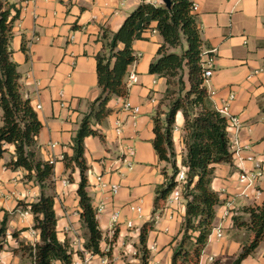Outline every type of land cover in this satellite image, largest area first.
<instances>
[{"label": "crops", "instance_id": "crops-1", "mask_svg": "<svg viewBox=\"0 0 264 264\" xmlns=\"http://www.w3.org/2000/svg\"><path fill=\"white\" fill-rule=\"evenodd\" d=\"M12 5L14 22L11 43L12 58L18 64L21 94L30 99L43 128L38 136L36 155L43 161H54L53 187H42L26 178L24 168H12L16 146L6 144L0 160V228L6 222V238L0 250V264H34L22 249L41 242L40 231L34 228L35 217L31 204L44 193L55 197L58 218V238L73 251L74 262L81 255L89 257L84 264H142L141 230L150 224L146 243L148 264H171L181 238L187 200L170 204L167 197L155 208L157 189L173 175L171 163L162 161L154 148V117L168 89L167 79L150 73V65L158 58L163 37L152 29L146 38L133 44L136 61L130 65L125 78L135 72L138 81L129 87L128 102L139 107V113L124 108V97L114 96L108 106L109 117L96 124L103 139L90 136L85 140L88 165V193L97 212L103 233L102 254H92L85 248L87 229L82 219L78 187L80 171L67 169L64 156H72L73 139L91 103L101 89L98 84L97 55L104 50L102 35L105 29L116 32L125 19L143 2L172 5L171 0H6ZM198 5V24L203 51L214 57V75L204 83L215 91L212 101L221 105L231 93L235 99L230 112L240 118V129L230 127L228 136L233 144L249 146V150L233 155L231 163L215 166L213 189L220 195L214 228L221 226L223 237L208 239L199 264H236L243 245L253 233L234 225V216L249 217L247 206L264 202V180L258 183L263 191L256 198L254 190L241 195L243 171L254 170L249 155L264 160V0H192ZM176 52L177 50H172ZM187 79V77H186ZM1 99V94H0ZM41 105V109L37 105ZM0 106V127L3 125ZM164 117V116H163ZM173 132L176 161L182 165L186 148L183 142L185 119L179 112ZM122 132L118 134V122ZM129 148L134 155L126 158ZM132 163V168L129 163ZM117 184L116 195L98 186L97 177ZM232 210L225 215L227 202ZM141 208V212L131 206ZM104 206L103 211L98 207ZM120 212V223L114 230L111 215ZM133 221V226L128 222ZM213 257V261L210 258ZM56 264H61L56 262ZM241 264H264V241Z\"/></svg>", "mask_w": 264, "mask_h": 264}, {"label": "trees", "instance_id": "trees-1", "mask_svg": "<svg viewBox=\"0 0 264 264\" xmlns=\"http://www.w3.org/2000/svg\"><path fill=\"white\" fill-rule=\"evenodd\" d=\"M171 3L167 7L143 1L125 19L118 31L105 29L102 35L104 50L96 57L101 93L91 103L73 139V155L64 156L67 169L80 171L78 196L82 208L81 219L87 229L85 248L92 254H102L100 244L103 233L88 193L85 140L90 136L103 139L94 126L102 124L110 116L112 110L108 104L114 96L129 95L125 78L130 65L137 59L133 44L136 40L145 39V33L152 29L161 34L163 43L158 49V58L151 63L149 70L151 74L166 78L168 85L154 117L153 145L159 158L171 163L174 170L173 175L157 189L155 208L176 187L180 170L184 168L187 174L184 188L186 215L171 264H199L215 224L221 198L212 183L215 166L233 161L228 136L230 126L227 118L212 108L204 85L203 40L197 15L192 11L193 2L171 0ZM12 8L6 0H0V106L3 111L0 160L7 151L5 145H15L16 159L9 166L24 168L28 172L26 178L35 180L42 187L47 184L53 187L54 164L39 159L35 150L43 124L30 99L21 94V75L18 64L12 58L14 22L19 16L18 11L12 14ZM179 112L183 113L185 119L183 142L186 152L181 166L176 161L173 139ZM31 212L35 217L34 228L40 231L41 242L34 247L25 245L22 249L32 257L34 264H74L73 251L58 238L55 197L43 193L38 202L31 204ZM243 212L248 215V221L241 215L234 216V225L252 232L253 238L243 245L236 264H241L251 256L264 241V202L244 207ZM150 228V224H146L141 230L142 264H148L146 243ZM5 238L4 221L0 228V250Z\"/></svg>", "mask_w": 264, "mask_h": 264}, {"label": "built area", "instance_id": "built-area-1", "mask_svg": "<svg viewBox=\"0 0 264 264\" xmlns=\"http://www.w3.org/2000/svg\"><path fill=\"white\" fill-rule=\"evenodd\" d=\"M197 10H198V5L193 4L192 11L195 12ZM202 65H203L204 83H206L214 75V57L212 56L211 52H209V51L208 52H204V51L202 52ZM137 81H138L137 74L135 72H131L128 75V84L127 85L135 84V83H137ZM215 94H216L215 91H212V90L208 91V97L211 101H212L213 97L215 96ZM124 98H125L124 108L127 110L132 109L134 114L139 113V110H140L139 107H132V105L126 99L127 97H124ZM234 99H235V94L231 93L227 99H224L222 101L221 105L215 104L214 109L216 111H218L221 115H223L227 118L230 127H233L234 129L239 130L241 127L240 118L232 115L230 112L231 103ZM37 108L41 109V105L40 104L37 105ZM122 124H123L122 121L118 122V127H117L118 134H121V132H122ZM233 147L235 149L234 151L231 150L233 155L234 154L239 155L242 151L250 149L249 146H244V147L240 146L238 141L234 142ZM134 154L135 153H134L133 148H129L128 152L126 153V158L132 157ZM247 160H249L250 162H253L254 170L243 171L240 174L239 182L244 187L242 189L241 195L248 196V191L250 189H253L255 196L258 199L263 194V191L259 188L258 183L260 181L264 180V160L257 159V157L255 155H249L247 157ZM50 163H54V161H51ZM129 167L132 168L131 162L129 163ZM176 180H177V185L173 189V191L171 192L170 197L168 198V201L170 204L179 203L183 198L184 188H185V184H186V180H187V174H186V170L184 168H182L180 170ZM97 181H98V186L100 188H102L103 190L108 191L111 195H116L120 190L119 185L106 182L103 179V176L97 177ZM232 206H233V201L229 200L227 202V209H226L225 215H229L230 210H232ZM104 208H105L104 206H100V207H98L97 210L101 212L104 210ZM131 209L134 211H137V212H141L140 207H136V206L132 205ZM119 219H120V212L118 210L114 211L111 215V221L113 224L112 230H114L115 227L117 226V224L120 223ZM128 226L132 227L133 221H129ZM214 235L218 238L223 237V229L221 226H218V227L212 229V232L209 235V238H212ZM88 260H89V257H87L86 255H83V256L81 255V257L77 261H75L74 264H84V263H87ZM210 260L213 261V257H211Z\"/></svg>", "mask_w": 264, "mask_h": 264}, {"label": "rangeland", "instance_id": "rangeland-1", "mask_svg": "<svg viewBox=\"0 0 264 264\" xmlns=\"http://www.w3.org/2000/svg\"><path fill=\"white\" fill-rule=\"evenodd\" d=\"M186 81H187V79H186ZM188 83V82H187Z\"/></svg>", "mask_w": 264, "mask_h": 264}]
</instances>
